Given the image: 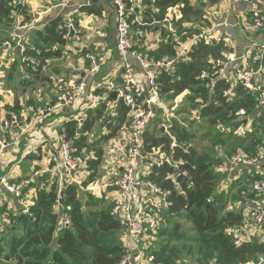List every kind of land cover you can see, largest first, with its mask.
<instances>
[{"label": "trees", "instance_id": "obj_1", "mask_svg": "<svg viewBox=\"0 0 264 264\" xmlns=\"http://www.w3.org/2000/svg\"><path fill=\"white\" fill-rule=\"evenodd\" d=\"M18 1L0 0V42L8 38L13 30L12 13L25 14L21 11L22 7L16 5ZM141 2L148 9L145 14H141L145 24L141 29L145 32V38L146 31H157L162 37L158 49L150 51L158 59L162 56L172 58L177 54L171 36L162 24L168 9L176 8L179 12L181 17L177 21L173 18L172 22L181 40L186 41L202 33L197 26L198 21L208 22L202 15V8L206 4L216 5L221 0ZM86 10L89 14L94 12L92 8ZM245 13L247 27H244L261 33L260 30H253L251 24L255 13L264 17V6L257 9L250 6V10ZM133 18L131 16L130 20ZM63 33L60 18L54 19L42 33H38L33 46L36 50L44 51L43 45L48 48L62 45L65 42ZM146 39L142 50L147 47ZM229 50L221 36L209 42L197 41L185 57L156 74L163 100L169 101L187 93L191 108L186 111L183 107L179 111L192 120L190 127L175 119L168 124L164 121L163 111L155 108V117L149 121L141 136L145 157L153 150H159L173 163H178L179 167L177 172L167 163H152L149 174L142 177L169 192L167 201L170 205L163 210L164 222L155 235V248H151L156 262L160 264H182L179 261L185 256L194 258V264H258L264 260V241L252 238L236 245L232 237L227 235L226 229L241 224L243 218L239 210L225 209L229 191L219 192L218 188L219 182L225 178V173L218 171L219 166H227V158L238 148L250 156L255 155L257 145L262 143L263 137L257 136L256 129L257 123L264 126V106H257L259 92L248 90L241 83L233 85L232 80L228 79H216L208 89L205 83L209 80L197 79L204 70L214 73L222 53ZM27 52L36 54L35 51ZM56 54L54 52L47 56ZM22 65L27 64L23 62ZM239 109L245 110L244 116H235ZM128 111L125 105L119 104L118 115L114 119L106 117L104 107L88 111L89 117L81 132L88 134L94 124L101 121L108 133L93 143H87L86 137L76 141L79 149L85 146L88 150L86 164L89 175L86 181L81 186L64 182L59 187L53 181L48 188L35 194L28 213H24V210L10 213L6 228L11 237L8 241L0 239V264H120L123 261L126 255L122 241L125 224L111 214L115 202L105 195L98 197L87 188L95 182L102 164V144L113 138L126 123ZM248 119L252 120L251 133L234 135L233 132L245 125ZM198 122L206 124L203 137L208 144L202 149L193 145L198 132V129L193 128ZM163 124L168 126L167 132L163 131ZM65 127L69 136H72L74 123H68ZM173 143L175 146L171 148ZM90 154L94 156L93 159H89ZM240 168L242 174L239 181L244 184L243 191L255 178H252L251 173L254 168ZM30 187L33 186L23 191L19 201H25V194ZM241 191L232 202L241 197ZM0 216L4 217L3 213ZM66 218L69 219L68 225H65ZM17 229L20 235L14 233ZM172 242H182L183 245H173Z\"/></svg>", "mask_w": 264, "mask_h": 264}, {"label": "built area", "instance_id": "obj_2", "mask_svg": "<svg viewBox=\"0 0 264 264\" xmlns=\"http://www.w3.org/2000/svg\"><path fill=\"white\" fill-rule=\"evenodd\" d=\"M69 1H80L82 5H88L90 0H61L62 3ZM115 10L116 15V41L112 47L101 52L88 50L84 48L69 47L68 44L76 45L82 36V28L76 23L73 16L65 17L62 29L64 31L62 39L65 41L62 45H55L47 48L46 52L52 51H78L83 53L88 63V69L85 75L92 77L99 75L103 67L107 64L109 54L117 55V65L113 74L106 77L96 88L88 89L85 78L77 79H58L56 83L57 100L54 103L43 105H29L25 112L31 116L32 120H39L52 114L62 113L66 109L79 106L78 114L70 117L60 126L58 134L59 154L53 156L55 170L59 175V184L74 183L81 186L86 181L89 172L87 170L86 156L87 148L81 149L76 145V141L87 134H83L81 129L88 120V111L104 107L108 119H114L118 115V106L123 104L128 108L126 115L127 121L122 126L125 132L124 145L120 150V157L117 160L119 170L115 171V179L104 184V188H114L116 198L112 199L115 203L111 214L117 216L125 224L122 241L126 248V255L120 264H135L131 262L132 254L140 257L141 264H160L156 262L151 248H155L148 241L156 240V233L163 225V210L169 207L167 196L169 192L163 191L160 187L143 179L147 172L139 173V163L143 161L145 155L142 153L141 136L149 121L155 117V108L161 109L166 123H171L175 119L185 126L180 120L182 114H178V103L171 105L175 99L165 101L160 96V88L156 82V74L161 69H168L183 58L189 52L190 47L197 41L204 40L209 42L213 39L202 32L186 41L181 40L177 28L173 25L172 19L177 21L181 16L176 8L168 9L162 24L168 30L174 43L177 54L175 57L162 56L155 58L151 55V49L143 48L145 42V32L141 27L145 26L135 15V10L142 6L141 0H109ZM246 5L254 8L264 6V0H240ZM170 10V12H169ZM170 13V16H169ZM134 16L132 20L130 17ZM246 22V20H245ZM253 30H260L264 33V17L254 14V20L251 24ZM18 29V28H17ZM9 39L4 40L0 45V51L18 50L22 55L24 62L36 65L35 58H28L25 52L35 51L40 54L41 51L34 47H28L17 37L16 31L11 32ZM76 43V44H75ZM71 45V46H72ZM85 50V51H84ZM136 64V65H135ZM218 69L214 73L202 71L197 79L209 82L205 83L206 88H211V84L216 79L232 80L233 85H241L252 91H258L259 97L257 106H264V43L257 44L251 41L247 48L237 54L234 51H225L222 53V59L216 63ZM112 93L116 94V99L112 98ZM178 97V96H177ZM245 115L244 109H239L235 116ZM68 123H74V131L69 136L65 127ZM2 135L0 137V172L3 162L9 150L14 149L20 142L21 122L14 113H8V117L2 121ZM163 126V131L167 132L168 126ZM222 129V128H221ZM236 135H244V130L237 129ZM175 144L171 145L173 148ZM159 150H154L156 152ZM89 155V159H93ZM167 163L172 165L178 172V163H173L171 158L164 153L153 161V164L161 165ZM226 164L232 171L238 167H254L252 174L253 181L246 185L242 191L241 197L235 201V210H239L242 215V223L226 229L227 235H230L236 245L252 238H258L264 241V143L257 145L256 154L248 155L242 149L238 148L227 158ZM87 172H81L83 169ZM63 173V174H62ZM117 173V174H116ZM182 175H185L183 173ZM65 179V180H64ZM31 185H36L29 191L35 195L38 191L47 188L44 182L37 181L33 177L22 178L17 181H11L6 175L0 173V187L13 198L19 200L23 197V191ZM98 185H90L87 190L94 191ZM147 192L155 199L147 197ZM183 194V192H182ZM58 203V201H57ZM233 208H230L232 210ZM28 208L24 213H28ZM69 224V219H65V225ZM247 237V238H246Z\"/></svg>", "mask_w": 264, "mask_h": 264}, {"label": "crops", "instance_id": "obj_3", "mask_svg": "<svg viewBox=\"0 0 264 264\" xmlns=\"http://www.w3.org/2000/svg\"><path fill=\"white\" fill-rule=\"evenodd\" d=\"M18 3L22 7L21 11H24L25 14L12 13V18L14 19L13 30L16 31L14 35L19 37L22 43L28 47L35 48L33 40L37 37L38 33L44 31L50 21L60 18L61 26H63L65 17L68 16H73L76 23L82 28L80 41L70 47H85L88 50L94 48V50L101 52L115 44L116 27L114 25H116V15L114 7L109 0H90L88 5L84 6L82 5L83 2L80 1L62 3L61 0H20L16 5ZM88 8L93 9V14L87 13L86 9ZM217 9L220 12L216 11V14H220V17L226 16L227 19L225 22L213 25V28L216 29L214 37L218 39L221 36L231 51L241 54L251 41L257 44L264 43V33L247 30L244 27L245 25H243L247 19L245 12L250 10V5H246L240 0H227L226 3L223 2L217 5ZM146 10L148 9L144 5L138 7L135 10V16L142 21L141 14H145ZM146 33V48L153 51L158 49L162 41L161 34L157 31H146ZM10 35L8 38L3 39L0 45L4 40L9 39ZM42 47L45 50L48 48L44 47V45ZM45 50H39L41 51L39 55L25 52L26 57L36 59L37 62L34 66L24 62L18 50L10 51L2 49L0 51V137L2 135L1 123L8 117V113H14L22 124L20 130H16L17 132H22L20 142L16 148L8 151L0 173L6 175L11 181L33 177L37 181L44 182L48 188V185L53 181L57 182L58 187L61 186L58 183L59 175L55 170V164L52 160L53 156L59 154L58 131H60L62 123L78 114L79 106H77V103L74 108L66 109L62 113L52 114L39 120H32L31 116L25 112V109L29 105L37 106L54 103L57 100L55 89L57 80L61 78L77 79L84 77L88 69V63L83 53H79L78 51H69L67 53L66 51L58 50L48 53ZM54 52L57 54L47 56V54ZM109 55L107 64L99 75L94 77L85 75L84 78L88 89L93 88L96 90L97 86L106 77L112 76L114 68L117 65V55L113 53ZM64 59L66 60L65 64H61ZM23 62L27 65H22ZM186 94L184 92L176 97L175 102H171V105L175 103L179 105L180 103L179 109L183 108L184 104L182 103L187 100L184 97ZM179 109L177 113L182 114L181 117L183 118L185 115ZM184 124L190 127L186 121ZM97 125L102 129L100 133L102 136L108 133L106 126L101 121H98L86 135L87 143H91L93 130ZM251 126L252 120L248 119L247 123L238 129L244 130L245 133H251ZM256 129L257 136L263 137L262 143H264V126L261 123H257ZM234 132L233 134L236 135ZM124 138L125 132L121 128L113 138L102 144L103 164H101L100 168L109 170V172L102 175L99 180L97 179L92 184L99 186V189L91 191L98 197L105 195L110 199H115L117 196L114 190L109 192L110 188L105 189L103 185L112 179L114 180L115 171H118L120 168L117 160L120 157V150L124 145ZM159 156L160 152H154L153 150L149 156H146L139 163V173L142 174L150 170L153 161ZM228 169V166L221 165L218 171L225 173L226 176ZM239 169L240 167L231 175L233 176V180H239L240 176L237 177L240 175ZM253 172H255V168L251 173L253 174ZM31 186L33 187H30L28 192H26L25 201L23 202L14 199L11 194L4 192L0 187V212L1 208L5 209V212H3L4 217L0 216V222L7 226L10 222V219L5 218L9 216L7 213H20L33 205L35 195L32 192L29 193V191L36 185ZM219 192H222V190ZM223 192L227 193L226 191ZM150 196L151 194L147 192V197ZM233 209L235 210V208ZM228 210L231 211L230 209Z\"/></svg>", "mask_w": 264, "mask_h": 264}, {"label": "rangeland", "instance_id": "obj_4", "mask_svg": "<svg viewBox=\"0 0 264 264\" xmlns=\"http://www.w3.org/2000/svg\"><path fill=\"white\" fill-rule=\"evenodd\" d=\"M226 1L221 0V3H223V2L226 3ZM221 3L219 2V3H217V5H219ZM192 4H193V1H192ZM217 5H208V4H206V6L204 8H202V15L204 16V18L209 23L206 22V21H203V20H200V21L197 22L198 28L201 29V31L204 33V36H206L207 40H209L208 37H211L213 39L215 38L214 35H215V32H216V29L213 28V25L219 24L221 22H225L226 19H227L226 16L220 17V14L219 15L216 14V11L220 12V10L217 9ZM224 5H226V4H224ZM243 25H245V27H247V25L245 23H243ZM114 26L116 27V25H114ZM71 45H72L71 43L68 44L69 47ZM65 62H66V60L64 59L63 63H61V64H65ZM184 97H186V96H184ZM182 104H184V109L186 111L190 110L191 104L189 103V101H187V100L183 101ZM189 118H190V116L185 115V116H183V118L181 117L180 120L182 121V119H186V122L189 123V125H190L192 120H190ZM196 129H198V132H196L195 139L193 140V143H194L193 145H194V147H198V148L202 149V148L206 147L207 144H208V141H206L204 139V137H203V133H204V131L206 129V124L204 122H201V123L198 122V125L195 126L193 128V130H196ZM101 132H102L101 127L99 125H97L94 128V130H93V137L91 138V143L96 141V139H100L102 137V135L100 134ZM101 148H102V146H101ZM239 171H240V175H238L237 177L240 176V178H241V174H242L241 168L239 169ZM81 172L86 173L87 170L84 168ZM108 172H109V170H103V169L99 168V172L97 174V177H96L95 181L97 179L99 180L102 177V175H105ZM233 173H234V171L228 169V173H226L227 175L218 184L219 185L218 186L219 191H221V190H222V192L223 191H226V192L229 191V195L227 196L228 201H227V204L225 205V209L235 208L234 207L235 202H232V200H234V198H236L238 196L239 191H241V189L244 186V184L241 183L239 180H233V176H231ZM233 182H235V186L231 187ZM113 190H115V189L114 188H110L109 192H111ZM149 198L155 199V197H153V196H150ZM107 199H110V198L107 197ZM112 199H110V200L112 201ZM3 212H5V209L1 208V212L0 213H3ZM7 214H9V216H10V213H7ZM14 214H16V213H14ZM8 219H10V217ZM6 227L7 226L4 223L0 222V239L4 238L6 241H8V239L11 237V234L9 232H7V228ZM187 227H188V225L186 224V229H187ZM14 233L17 234V235H20L19 229H17ZM148 241L151 243L152 246L155 245L154 242L156 240L152 242V240L149 239ZM172 243H173V245H179V246L183 245L182 242H172ZM130 259H131V262L133 261V263H135V264H141L140 257L137 254H135V255L132 254ZM179 262L182 263V264H194V263H196V261H194V258H191V256L190 257L185 256V258L182 257V259Z\"/></svg>", "mask_w": 264, "mask_h": 264}, {"label": "water", "instance_id": "obj_5", "mask_svg": "<svg viewBox=\"0 0 264 264\" xmlns=\"http://www.w3.org/2000/svg\"><path fill=\"white\" fill-rule=\"evenodd\" d=\"M108 1V0H107ZM112 98L113 99H116V94L115 93H112ZM258 264H264V260H262L260 263H258Z\"/></svg>", "mask_w": 264, "mask_h": 264}, {"label": "bare ground", "instance_id": "obj_6", "mask_svg": "<svg viewBox=\"0 0 264 264\" xmlns=\"http://www.w3.org/2000/svg\"><path fill=\"white\" fill-rule=\"evenodd\" d=\"M17 4V3H16ZM18 5H20V3H18Z\"/></svg>", "mask_w": 264, "mask_h": 264}]
</instances>
